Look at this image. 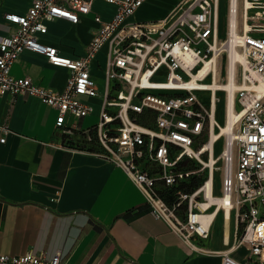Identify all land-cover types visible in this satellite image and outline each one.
Segmentation results:
<instances>
[{
  "label": "built area",
  "instance_id": "2783aa9c",
  "mask_svg": "<svg viewBox=\"0 0 264 264\" xmlns=\"http://www.w3.org/2000/svg\"><path fill=\"white\" fill-rule=\"evenodd\" d=\"M94 1L32 0L25 14L6 13L13 27L0 39V95L37 96L54 108L56 127L65 136L80 137L70 146L73 151L97 155L121 168L144 193L151 214L198 251L193 240L208 239L212 224L200 219L208 210L202 208L208 199L207 180L191 193L176 191L170 199L160 187L180 186L193 174L184 165L192 160L202 163L205 136L212 129V100L208 97L206 104L199 95L202 90L181 83L225 51L218 42L222 0H179L165 17L140 22L129 18L147 0H106L117 5V12L109 21L94 17L99 27L80 58L64 56L40 40L39 35L48 31L46 22L78 24L92 11ZM225 2L228 19L243 17L247 27L241 22L230 26L245 60L233 107L238 121L220 157L218 200L221 211L233 212L243 230L230 249L216 254L221 264H239L231 252L243 247L250 264H264V0ZM104 47L103 83L98 85L91 63ZM25 50L70 71L62 92L12 75L13 63ZM95 105L97 122L82 128L80 120L91 115ZM0 264L72 263L61 253L45 258L29 252L0 253Z\"/></svg>",
  "mask_w": 264,
  "mask_h": 264
},
{
  "label": "crops",
  "instance_id": "0c3cea01",
  "mask_svg": "<svg viewBox=\"0 0 264 264\" xmlns=\"http://www.w3.org/2000/svg\"><path fill=\"white\" fill-rule=\"evenodd\" d=\"M157 1L147 0L129 21L161 19L179 2L154 6ZM31 3L0 0V39L13 27L5 14H25ZM147 7L158 11L138 15ZM117 8L106 0H95L92 11L78 24L63 19L48 21L47 33L39 38L64 56L83 57L99 27L94 17L109 21ZM82 31L87 32L84 42L76 36ZM106 53L107 47L102 48L91 63L98 85L103 83ZM11 73L58 92L65 89L70 77L67 69L55 67L29 50L20 54ZM98 113L95 105L79 125H92ZM56 118L57 111L37 96L0 95L1 254L32 252L51 258L61 253L72 264H221L216 252L230 249L238 237L233 212L228 235L219 215L211 224L208 239L193 240L195 251L165 221L151 214L144 193L121 168L97 155L73 151L70 146L79 135L65 136L56 127ZM231 254L239 264H250L245 248L238 247Z\"/></svg>",
  "mask_w": 264,
  "mask_h": 264
},
{
  "label": "bare ground",
  "instance_id": "6f19581e",
  "mask_svg": "<svg viewBox=\"0 0 264 264\" xmlns=\"http://www.w3.org/2000/svg\"><path fill=\"white\" fill-rule=\"evenodd\" d=\"M235 22H241L244 24V27H247V23L244 22L243 17L241 18H233L229 17L227 23V39L224 42H220L224 47L227 45L225 51L227 52V56L229 58L228 65V76L225 82L219 81V58L213 57L209 61H205L204 66L199 69L198 73H194L191 80L188 82H182L181 85H186V88L202 90L203 92L211 93L212 105H210L212 114V129L210 132V139L206 142L204 147V155L209 156V163L207 167H209L210 178L207 180V198L202 203L203 209H208L206 212L202 213L200 219L206 225L213 222L221 213L222 220L226 226V234L229 231V228L232 223L231 213L226 210L225 213L221 212V202L218 200V195L216 194L215 185H214V169H215V157H214V149L215 143L223 136L230 133L236 128V124L238 121V116L233 110L235 104L236 92L240 87L238 82V67L244 64L245 56L241 52L242 50L237 47L234 42V33L230 28ZM219 37V32H218ZM219 42V39H218ZM209 78V81H208ZM175 84L174 82L169 83V85ZM218 92L227 93L226 98V114L224 123L221 124L217 118L216 111V96ZM218 129L219 132L214 131V129ZM200 161H202L201 156L199 157ZM219 204V207L216 209L214 205ZM228 235V234H227Z\"/></svg>",
  "mask_w": 264,
  "mask_h": 264
},
{
  "label": "rangeland",
  "instance_id": "374dc122",
  "mask_svg": "<svg viewBox=\"0 0 264 264\" xmlns=\"http://www.w3.org/2000/svg\"><path fill=\"white\" fill-rule=\"evenodd\" d=\"M171 0H158L157 2H153L154 6H166L167 4H170ZM158 10L152 7H147L143 8V12L138 13V15L142 16H150L152 14H155ZM227 23H228V17L226 14V2L225 0H222L221 3V14H220V32H219V42H224L227 39ZM63 32L66 33V35H71V33L66 29H63ZM76 36L79 38L80 42H84L87 32L82 31V32H77ZM76 48V46L74 47ZM227 48V45L224 46V49ZM78 50V47H77ZM243 53V51H241ZM244 54V53H243ZM228 65H229V58L227 56V52L224 51L220 56H219V81L220 82H225L227 80V72H228ZM241 71V65L238 67V77L240 75ZM159 79H164V77L161 75L158 77ZM209 81V78H208ZM200 96H204L206 98V104L209 102V98H211V93L210 92H202L199 94ZM226 98H227V93L225 92H218L216 96V111H217V118L221 124L224 123L225 120V114H226ZM96 109V108H95ZM95 121L93 124H95L98 120V115L95 116ZM92 124V125H93ZM214 131H218L217 127L214 129ZM208 134V133H207ZM210 135V134H209ZM207 135L205 138L207 141H209L210 136ZM225 139L226 135H223L216 143H215V149H214V157H215V169H214V185H215V190L216 194L220 196V187H221V178H222V172H221V153L224 148L225 144ZM202 163L198 162L197 160H192L189 161V163L186 164L185 168L193 171V174L191 177L183 184V186L180 188V191L182 192H191L193 190L192 185H195L196 187H200L206 180H208V177L210 178V173H209V167H207V164L209 163V156L203 155L201 157ZM185 210V206L183 207V212ZM221 215V213H220ZM242 226L239 225L238 228V236L242 233Z\"/></svg>",
  "mask_w": 264,
  "mask_h": 264
},
{
  "label": "trees",
  "instance_id": "16d2710c",
  "mask_svg": "<svg viewBox=\"0 0 264 264\" xmlns=\"http://www.w3.org/2000/svg\"><path fill=\"white\" fill-rule=\"evenodd\" d=\"M187 163H189V161H188ZM187 163H186V164H187ZM186 164L184 165V168H185ZM185 169H186V168H185ZM187 170H188V169H187ZM185 182H187V181H184L180 186H178V187H174V188H172V189H166V188H164L163 186H161V187H160V189H161V194H162L165 198L170 199L171 196H172L176 191H179V190H180V188L183 186V184H184ZM192 187H193V190H191V192H193V191H195L196 189L199 188V187H196L195 185H192ZM191 192H188V193H191ZM186 193H187V192H186Z\"/></svg>",
  "mask_w": 264,
  "mask_h": 264
}]
</instances>
